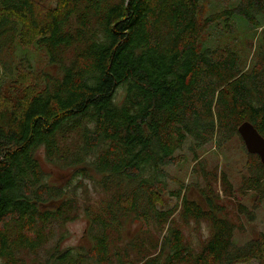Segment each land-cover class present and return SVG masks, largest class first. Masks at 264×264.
Returning <instances> with one entry per match:
<instances>
[{
	"label": "trees",
	"instance_id": "obj_1",
	"mask_svg": "<svg viewBox=\"0 0 264 264\" xmlns=\"http://www.w3.org/2000/svg\"><path fill=\"white\" fill-rule=\"evenodd\" d=\"M36 5L0 0L2 69L14 66L8 56L27 30L29 40L37 34L31 44L48 57L46 72L38 75L44 87L0 112V264H25L75 208L63 187L51 182L45 163L71 176H98L96 184L109 194L87 218L80 251L56 248L49 263L121 264L110 255L111 227L163 230L173 214L156 208L167 190L165 168L186 139L192 150L211 142L220 147L243 122L264 138V0H238L202 20L199 0H57L54 10L39 13ZM221 17L263 27L250 67L240 55L246 46H200ZM18 65L28 68L24 60ZM251 156L257 178L249 187H256L264 166ZM199 191L204 206L185 194L180 217L211 220L202 250L193 255L179 231L170 229L136 263L264 264V231L234 244V223L217 217L210 195ZM263 199L264 189L254 210ZM146 241L135 236L126 256Z\"/></svg>",
	"mask_w": 264,
	"mask_h": 264
},
{
	"label": "rangeland",
	"instance_id": "obj_2",
	"mask_svg": "<svg viewBox=\"0 0 264 264\" xmlns=\"http://www.w3.org/2000/svg\"><path fill=\"white\" fill-rule=\"evenodd\" d=\"M33 1L37 4V13L54 10L57 6V0ZM237 1L199 0V18L202 20L209 15L230 9ZM262 28L260 24L253 26L239 17H233L227 22L221 17L218 21L210 23L206 34L200 37L199 44L203 48L228 44L233 49L246 46V52L240 51V55L244 65L250 67L256 40ZM27 31L19 33L21 36L16 40L13 54L8 56L14 64L11 70L6 72L0 66V112H5L16 102L25 103L28 96L38 93L44 87V82L39 80L38 75L46 72L48 57L43 50L31 44L37 38V34H33L29 40L31 33L27 34ZM22 60L28 64L27 69L18 65ZM33 79L39 81L33 84ZM117 95L119 98L122 92L118 91ZM191 145L192 140L186 139L182 148L176 151L165 168L169 174L167 190L160 195L161 203L156 205V208L172 211L168 223L162 231H157L153 226L141 225L139 233L138 230L134 231L135 229L127 230L122 225L112 226L109 239L110 255L114 263L139 264L136 260L153 253L154 245L156 243L160 245L163 238L168 237L170 229L179 231L186 249L188 247L193 255L199 253L211 237V220L208 218L182 220L180 213L182 197L185 194L188 200L197 201L204 206L202 198L198 195L200 189L210 195L216 207L215 215L234 223L232 235L234 244L242 245L256 239L264 231V199L256 210L253 209L259 191L264 189V178L256 187H249L257 176L251 167L252 156L247 153L240 136L235 135L220 147L211 142L202 148L192 150ZM44 168L46 172H51V182L63 187V196L73 201L75 208L69 211L68 220L53 226L52 238L39 252L31 256L26 255L25 264L38 262L50 264L48 260L56 248L58 251L71 250L74 254L78 253L81 245L85 243L87 218L89 219L109 200V194H104L95 182L98 176L91 178L71 176L68 171H62L47 163L44 164ZM87 210L90 211L89 214H86ZM252 212L254 220L249 221L248 217ZM135 236L147 238L148 241L144 246L128 251L127 257V245ZM183 264H187V260ZM247 264L256 263L251 261Z\"/></svg>",
	"mask_w": 264,
	"mask_h": 264
},
{
	"label": "water",
	"instance_id": "obj_3",
	"mask_svg": "<svg viewBox=\"0 0 264 264\" xmlns=\"http://www.w3.org/2000/svg\"><path fill=\"white\" fill-rule=\"evenodd\" d=\"M237 133L242 139L247 153L256 155L262 166H264V138L249 122L241 123L237 129Z\"/></svg>",
	"mask_w": 264,
	"mask_h": 264
}]
</instances>
